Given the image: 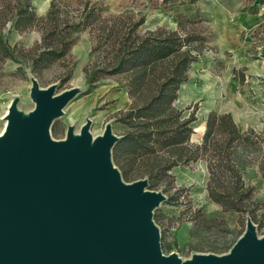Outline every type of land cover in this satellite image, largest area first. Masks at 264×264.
<instances>
[{
    "label": "rangeland",
    "instance_id": "obj_1",
    "mask_svg": "<svg viewBox=\"0 0 264 264\" xmlns=\"http://www.w3.org/2000/svg\"><path fill=\"white\" fill-rule=\"evenodd\" d=\"M3 1L9 0H0V8ZM23 1L26 0H10L13 7ZM28 1L37 24L21 33L12 28V22L2 28L8 45L23 61L28 63V58L43 46L44 32L52 26L56 27L54 37H63L65 43L74 39V43L67 55L38 73L32 72L30 65L0 61V133L12 101H16L23 115L33 110L29 90L36 80L42 89L55 85L56 93L68 88L81 92L68 103L63 115L55 119L50 129L53 140H64L69 127L77 134L87 119L92 120L93 137L101 135L107 124H111L112 133L120 137L122 127L116 123V117L131 106L124 76L103 79L88 93L84 67L97 57V53L90 57L94 32L82 29L73 33L70 25L93 9L104 19L145 16V23L139 28L142 33L157 27L174 29L177 12L188 5L191 9L197 7L202 19L197 18L196 25L187 29L193 27L201 32L205 44L175 104L179 109L189 107V111L195 113L191 144H200L210 111L230 113L238 129L254 132L253 141L264 134V4L256 6L255 0H175L167 4L162 0ZM254 6L256 13H247ZM243 157L246 163L240 173L244 183L253 188L250 204L251 209H256L257 221H253L248 212L223 213L219 205L209 200L206 188L209 175L204 160L173 169L171 174L175 181L170 191L147 187L150 191H161L166 197L165 203L154 212L158 216L154 222L161 234V244L166 248L164 255L175 253L185 261L195 254H226L245 232L247 218L252 219L257 237H264V169L260 167V149L247 148Z\"/></svg>",
    "mask_w": 264,
    "mask_h": 264
},
{
    "label": "water",
    "instance_id": "obj_2",
    "mask_svg": "<svg viewBox=\"0 0 264 264\" xmlns=\"http://www.w3.org/2000/svg\"><path fill=\"white\" fill-rule=\"evenodd\" d=\"M30 87L33 110L12 101L0 133V264H264V237L247 218L245 232L223 255H164L153 215L166 200L148 179L126 183L112 162L120 137L107 124L53 140L55 119L76 88Z\"/></svg>",
    "mask_w": 264,
    "mask_h": 264
},
{
    "label": "trees",
    "instance_id": "obj_3",
    "mask_svg": "<svg viewBox=\"0 0 264 264\" xmlns=\"http://www.w3.org/2000/svg\"><path fill=\"white\" fill-rule=\"evenodd\" d=\"M162 1L164 4L175 2ZM255 3L256 6L261 5L264 0H255ZM256 11L254 6L247 13ZM51 13L52 10L47 18ZM177 15L173 20L174 29L157 27L144 33L139 28L145 23V16L138 19L109 16V19H104L93 9L70 25L73 33L82 29L94 32L90 57L94 53L97 57L84 67L88 93L108 77L124 76L125 79L131 106L116 117L122 134L114 145L112 162L124 180L147 178L150 190L162 188L170 191L175 181L171 174L173 169L204 160L209 175L206 184L209 200L219 205L223 213L248 212L252 214L253 221H257L256 209H251L250 204L253 188L244 183L240 170L246 163L242 155L250 147L260 149V167L264 169V134L253 141L254 132L238 129L230 113L210 111L200 144H191L195 113L189 111V107L179 109L175 104L181 86L188 82L190 68L199 61L204 49L202 33L193 27L187 29L196 25V19H202V16L197 7L191 9L188 5ZM8 22H12V28L19 33L37 24L38 19L34 18L28 0L16 7L10 0L3 1L0 8V61L30 65L34 73L67 55L74 43V39L65 43L63 37H54L56 27L52 26L44 32L43 46L28 58L27 63L8 45L2 34V28ZM157 217L154 214L155 222ZM160 247L164 253L166 248L162 246L161 239Z\"/></svg>",
    "mask_w": 264,
    "mask_h": 264
},
{
    "label": "crops",
    "instance_id": "obj_4",
    "mask_svg": "<svg viewBox=\"0 0 264 264\" xmlns=\"http://www.w3.org/2000/svg\"><path fill=\"white\" fill-rule=\"evenodd\" d=\"M186 84V83H185ZM183 89H184V84H183V86H181V89H180V92H179V96H178V99H179V97H180V94H181V91H183ZM178 99H177V101H178ZM176 101V102H177Z\"/></svg>",
    "mask_w": 264,
    "mask_h": 264
}]
</instances>
